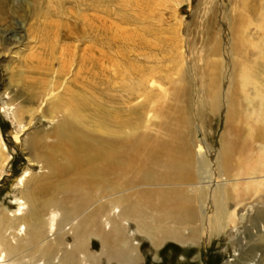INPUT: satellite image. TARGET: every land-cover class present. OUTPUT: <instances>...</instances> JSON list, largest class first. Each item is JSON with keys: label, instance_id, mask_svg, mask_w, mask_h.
<instances>
[{"label": "rangeland", "instance_id": "1", "mask_svg": "<svg viewBox=\"0 0 264 264\" xmlns=\"http://www.w3.org/2000/svg\"><path fill=\"white\" fill-rule=\"evenodd\" d=\"M245 1L247 6L243 4ZM262 15L264 0H0V153L6 151L11 157L7 173L0 177V212L17 208L15 201L21 196V188L15 186L22 171L48 173L51 183L59 186L75 182L86 173L82 171H99L91 164L77 167L66 164L64 152L54 146L57 140L48 135L58 122L62 125L69 120L73 138L86 144L89 139L118 143L134 133L169 145L175 140V132H179L185 136L195 161L203 153L208 167L195 169V181L180 184L186 186L190 195L197 194L202 187L214 189L218 193L213 208L215 222L226 221L233 210L237 222L233 229L224 226L219 231L214 226L209 238L199 236L192 244L167 238L157 247L150 239L133 235L136 225L125 222L129 237L123 246L131 243L136 247L138 264H236L247 250L264 247V222L249 221L254 211L245 212L242 220L239 216L246 206L264 210V196L245 195V202L236 207L232 193L233 183L239 179V188L244 190L247 179L238 178L243 171L238 162L255 158L259 147L264 145V123L255 121L253 107L243 101V89L238 83L242 63L264 75V58L260 59L258 50L249 44L242 48L238 39L242 19L252 17L258 24ZM246 34L256 43L264 44V28L248 29ZM40 56L42 61L53 62L48 80H61L59 88L51 91L61 96L59 102L37 100L40 76L34 79V68ZM175 60H181L182 70ZM211 84L214 86L209 92ZM69 85L71 90L67 88ZM71 91L79 98L83 96L102 105L107 114L116 115L121 123L111 125V134L106 133L108 126L99 132L93 112L98 111L99 105L91 108L92 115L85 113L86 119L81 123L62 113L51 118L49 107L52 103L64 105L60 102ZM246 93L253 95L251 85ZM235 95L237 105L242 107H236L230 115ZM22 108L24 129L19 128L13 116L16 109L19 112ZM31 108L38 110L29 124L31 117L27 110ZM178 108L183 124L175 119ZM125 120L135 124L131 128L139 127L127 132L122 124ZM77 131L80 133L75 137ZM15 132L19 134L17 141L13 137ZM33 133L49 137H35ZM71 135H66L67 139ZM227 137L232 141L233 154L227 157L226 167L223 140ZM49 153L54 154L53 161L59 165L54 170L46 165ZM1 159L2 156L0 164ZM152 171L165 170L158 164ZM136 184L134 188L138 190L178 186L157 185L155 181ZM263 189L262 186L260 190ZM90 191L98 199L82 209L77 220H83L102 204L110 210L109 201L118 195L108 192L102 196L94 187ZM80 198L79 195L74 204ZM118 211L115 208L113 213ZM101 220L105 229H109L106 217ZM243 224L245 229L236 232ZM50 237H54L53 233ZM89 241L91 249L99 253L100 240L91 236ZM65 242H73L72 231L66 234ZM256 249L258 264L264 255ZM101 264L117 263L103 259Z\"/></svg>", "mask_w": 264, "mask_h": 264}, {"label": "bare ground", "instance_id": "2", "mask_svg": "<svg viewBox=\"0 0 264 264\" xmlns=\"http://www.w3.org/2000/svg\"><path fill=\"white\" fill-rule=\"evenodd\" d=\"M243 4L247 6L246 1ZM242 21L238 33L239 45H242V48L248 44L255 47L259 53L258 57L263 59L264 44L249 39L247 35L249 32L247 34L246 32L248 29H257V27L260 30L263 29L264 15L261 16L258 24L255 23L256 21L254 22L252 17L242 19ZM50 46L53 47V44L50 43ZM37 63L36 68H34L36 69L34 79L36 80L38 75L40 76L37 81L39 83V89L36 93L37 100L55 99L59 102L61 96H57L56 92L51 93V91L59 88L61 80H59L60 82H57L58 79L53 80V78L48 80V76L52 74L53 62L42 61L40 56ZM71 64L69 65L70 68ZM175 65L179 67V70L183 69L181 60H175ZM255 71L251 66L242 63L238 74V83L243 89V101L245 99L249 107H253L252 114L255 121H263L264 123V75L259 73L260 71ZM250 85L253 88V95L246 93V88ZM213 86L214 84L208 86L209 92H212ZM67 88L70 89V85ZM60 103L64 105L58 106V104L52 103L49 107L51 118L52 116L58 117L62 113L64 116L69 115L73 120L81 123L86 119L85 113L88 112L92 115L91 108L95 109V106L99 105L98 111L93 110L94 118L96 117L98 120L99 132L108 126L105 129L106 133L111 134V125L121 123L117 122L116 115L107 114L102 105L83 96L79 98L78 94L72 91ZM231 103L235 107L233 104L230 106L229 114L233 115L236 107H242V105H237L236 95ZM180 109H177L175 119L183 124L180 120L182 115ZM23 110L24 108L18 112L16 109L13 114L20 129L25 127L21 123L25 116ZM36 110L38 109L27 110L31 117L29 124L32 123ZM122 124L128 129L127 132H132L139 127L137 125L135 129L131 128L135 124H130L128 120L123 121ZM72 127L71 122L65 120L62 125L58 122L52 128V132L49 131L50 134L48 135L57 140L54 144L58 148L56 150L61 151V153L64 152L66 156L64 158L67 161L65 163L69 167L91 164L99 171H82L83 174L86 173L82 177L76 178L75 182H68L69 184L60 186L55 182L51 183V177L48 173L37 175L28 169L22 171L15 186L21 188V196L17 197L15 201L17 208L12 212H8L6 209L0 212V264H101L103 259L117 264H138L139 258L136 247L131 243L126 248L123 246L124 240L129 237L125 222L134 223L136 228L133 235L137 233L150 239L155 247L167 238L189 244L194 243L199 236L209 238L214 226L219 231L224 226L233 229L232 227L237 222L235 210L228 213L226 221L215 222L213 219V208L218 197L217 191L214 192V189L206 186L200 188L197 194L190 195L185 191L186 186L181 185L184 181H195L193 180L197 173L195 169L208 168L205 154L202 153L199 160L195 161V155L187 146L183 134L175 132V140L169 145L160 141L156 142V140L152 141L148 135L134 133L128 134L127 139L118 143L96 138L91 142L89 139L91 137L87 136L89 141L86 144L82 140L73 138L70 131ZM253 129L252 126L251 131ZM18 132L13 134L15 141L19 140ZM78 133L80 131L75 132V137L78 136ZM68 134L71 135L69 139L66 137ZM48 135L33 133V136L43 139L49 137ZM231 142L228 137L223 140L226 167L227 157L233 154ZM6 153V151L0 153L2 156L0 177L7 173V166L11 160V157ZM53 160H55L54 154L49 153L46 158V165L52 170L55 169V166H59ZM191 163L194 167H191ZM158 164L163 166L165 171H152L157 168ZM238 164L242 166L243 170L240 171L238 178L245 176L247 179L244 183V190L239 188V184H241L239 179L233 183L235 188L232 193L236 207L245 202V195L249 198H254L256 195L264 196L260 194L264 192V189L260 190L262 186L264 187V145L259 147L255 158L240 160ZM154 181L157 185L173 183L178 184V186L143 190L134 188L136 183L145 184ZM91 182L93 185H89ZM200 185L204 184L200 183ZM92 187L96 190L99 189L102 196L107 195L108 192L118 193V195L109 201L110 210L102 204L90 215L84 216L83 220H77L81 210L89 207L98 199H94V194L90 191ZM192 187L194 188L193 185ZM79 195L81 198L74 204ZM72 197L73 201L71 200ZM115 208H119L117 214L113 213ZM249 211H254L253 217L250 220L247 219L244 224H247L248 220H262L264 222V210H256L250 206H246L240 211V219L242 220L244 213ZM101 215L106 217L110 223V228L107 230L103 226ZM244 224L236 232L241 229L244 230ZM67 226L70 227L66 229ZM235 230L231 232H235ZM71 231L73 242H65L66 234ZM51 233L54 235L53 238L50 237ZM91 236L98 238L101 242L99 253L91 249L89 241ZM256 248L261 252L260 255H264L263 246L259 245ZM253 249L244 252L241 261L236 264H257V251L255 253V249ZM258 264H264V260Z\"/></svg>", "mask_w": 264, "mask_h": 264}]
</instances>
